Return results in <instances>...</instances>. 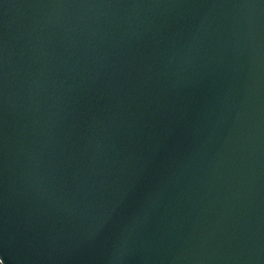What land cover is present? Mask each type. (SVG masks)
<instances>
[{"label":"water","instance_id":"95a60500","mask_svg":"<svg viewBox=\"0 0 264 264\" xmlns=\"http://www.w3.org/2000/svg\"><path fill=\"white\" fill-rule=\"evenodd\" d=\"M0 264H264V0H0Z\"/></svg>","mask_w":264,"mask_h":264}]
</instances>
